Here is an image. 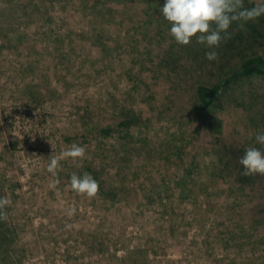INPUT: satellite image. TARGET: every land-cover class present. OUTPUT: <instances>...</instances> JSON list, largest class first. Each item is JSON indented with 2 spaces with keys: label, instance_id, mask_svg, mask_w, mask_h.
Returning a JSON list of instances; mask_svg holds the SVG:
<instances>
[{
  "label": "rangeland",
  "instance_id": "obj_1",
  "mask_svg": "<svg viewBox=\"0 0 264 264\" xmlns=\"http://www.w3.org/2000/svg\"><path fill=\"white\" fill-rule=\"evenodd\" d=\"M163 4L0 0V264H264V176L239 163L261 147L264 77L235 73L264 57V16L208 61ZM216 84L203 110L197 89ZM73 144L83 166L48 172Z\"/></svg>",
  "mask_w": 264,
  "mask_h": 264
},
{
  "label": "clouds",
  "instance_id": "obj_2",
  "mask_svg": "<svg viewBox=\"0 0 264 264\" xmlns=\"http://www.w3.org/2000/svg\"><path fill=\"white\" fill-rule=\"evenodd\" d=\"M160 11L170 23V34L178 44L189 45L195 38L197 44L208 49L205 52L206 59L214 61L219 56L217 50L231 37L233 24L243 30L249 21L264 16V0H258L252 8H245L244 0H165ZM255 141L261 147L246 148L239 160L245 176H264V132L257 133ZM64 158H70L82 167L85 149L73 144L60 156L51 155L48 172L58 175L62 168L60 161ZM70 186L73 191L88 198L96 197L100 190L99 182L88 172H74L70 178ZM8 203L6 197H0V219L3 218V210Z\"/></svg>",
  "mask_w": 264,
  "mask_h": 264
},
{
  "label": "trees",
  "instance_id": "obj_3",
  "mask_svg": "<svg viewBox=\"0 0 264 264\" xmlns=\"http://www.w3.org/2000/svg\"><path fill=\"white\" fill-rule=\"evenodd\" d=\"M154 2L155 0H150ZM165 2V0H162ZM235 73H239L240 76L246 77H264V57L255 56L245 58L244 61L240 64V67ZM224 85L216 84L214 86L201 85L197 89V98L200 104V107L203 110H208L212 107L215 99L220 94Z\"/></svg>",
  "mask_w": 264,
  "mask_h": 264
}]
</instances>
